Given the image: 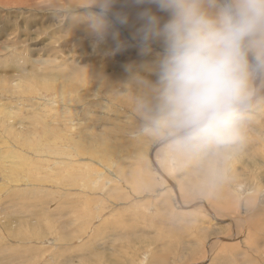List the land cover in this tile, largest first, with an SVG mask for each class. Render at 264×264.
<instances>
[{"label":"rangeland","instance_id":"rangeland-1","mask_svg":"<svg viewBox=\"0 0 264 264\" xmlns=\"http://www.w3.org/2000/svg\"><path fill=\"white\" fill-rule=\"evenodd\" d=\"M33 1L47 7L58 4L55 10L60 18L57 13L48 14L49 9L34 10L37 6L0 5V42L5 40L10 46L16 37L23 40L18 52L0 53V105L16 112L12 137L3 135L0 118V141L6 142L10 158L8 163L0 153V264H264V111L258 108L259 102L251 107L249 99L243 108L237 142L180 144L182 133L157 127L164 103L160 71L166 53L162 39L144 41V21L139 16L152 6L120 0L113 6L114 13L93 6L84 10L80 0L71 5L67 0ZM227 2L204 0L203 9L215 18ZM131 6L134 18H127ZM72 11L82 15L80 20L94 19L104 25L84 36L90 49L89 45L76 47L70 39L80 32L72 26ZM154 14L161 24L168 18L164 13ZM44 40L51 45L46 55L57 56V62L50 57L47 66L56 72L67 64L64 68L72 70L70 75L47 79L46 66L32 65V52L36 61L44 56ZM247 44L258 64L262 51L255 53L251 41ZM99 50L104 51L103 57ZM247 62L248 69H257L249 55ZM124 66L135 68L126 78L121 75ZM18 70L28 73L26 88L33 89L25 96L11 89L12 79L22 77ZM2 76L9 80L4 82ZM104 76L110 78L107 83ZM151 84L155 101L149 100L152 94L144 89ZM116 91L127 92L131 101H118ZM171 135L178 136L167 138ZM146 136L151 140H144ZM10 163L19 168L6 175L4 166ZM38 174L46 179L33 184L30 177ZM162 174L177 191L166 185ZM218 178L231 187L232 196L220 195ZM202 180L207 181L205 186ZM242 252L252 258L250 263Z\"/></svg>","mask_w":264,"mask_h":264},{"label":"clouds","instance_id":"clouds-1","mask_svg":"<svg viewBox=\"0 0 264 264\" xmlns=\"http://www.w3.org/2000/svg\"><path fill=\"white\" fill-rule=\"evenodd\" d=\"M151 8L139 16L143 39L160 38L166 59L157 127L182 133L178 143H232L239 137L248 92L247 42L264 32V0H228L215 18L204 0H136Z\"/></svg>","mask_w":264,"mask_h":264},{"label":"bare ground","instance_id":"bare-ground-1","mask_svg":"<svg viewBox=\"0 0 264 264\" xmlns=\"http://www.w3.org/2000/svg\"><path fill=\"white\" fill-rule=\"evenodd\" d=\"M1 1L2 0H0V5H7V6H11V7H18L19 5H21V6H23V7H25V8H32V7H39L38 9H35L34 8V10H44V9H49L47 12H48V14H51V13H57L56 14V16L58 17V15H60V13H58V12H56V10H55V7L58 5V4H51L50 3V6L51 7H47V4H44V5H42L41 3H38V2H36V1H33V0H6L7 1V3L6 2H3V3H1ZM78 0H75V2H77ZM81 1V2H80ZM78 3H80L81 5V7L84 9V10H86V9H89V8H86V7H95V9L94 10H100V11H106V10H108L109 12H114L115 13V9L113 8V6H115V4H117V3H119V1L120 0H118V1H116V0H92V1H90V0H80ZM126 1V0H125ZM226 1V0H225ZM67 2H68V4H70L71 5V3H74L73 2V0H67ZM89 3V5H86V4H82V3ZM116 2V3H115ZM134 2L136 3V0H134ZM58 3V2H57ZM78 3H77V5H78ZM135 3H133L132 5H133V7H135ZM121 4V3H120ZM74 5H76V4H74ZM206 5V4H205ZM151 6V5H150ZM75 7V6H74ZM151 9H153V10H151L152 12H154V13H159V14H162L161 12H159L154 6H152V7H150ZM130 12H129V14H128V16H125V17H129V18H134L133 17V14L131 13V12H134V9L132 8V6L130 7ZM76 11V10H75ZM32 12V11H31ZM82 13H84V12H82ZM209 16L211 15V12L209 13V12H206ZM35 14V13H34ZM77 13H73V11H72V18H71V21L73 22V24H72V26L75 28L76 27V30L77 29H79L80 30V32H79V34L78 35H75L74 37H70V39H72V43H74V45L76 46V47H78V46H80V45H82V46H87V45H89V44H86L87 42L83 39L84 38V36H87L88 35V32L89 31H92L93 33L96 31V29L97 28H99V29H101L102 28V26H104L103 24H100V23H98L97 21H95L94 19H88V20H90V22L89 23H87V21L88 20H84V18H83V20H80L79 18L82 16H78V15H76ZM32 16V15H31ZM22 17H23V15H22ZM120 17V16H119ZM58 18H60V17H58ZM120 19V18H119ZM34 20V19H33ZM36 21H37V23H38V20L36 19ZM86 21V22H85ZM102 21V20H101ZM138 23H139V20H136ZM35 22V21H34ZM26 23H28V22H26ZM105 23V22H104ZM29 24V23H28ZM87 24V25H86ZM129 24H130V22H129ZM70 25V24H69ZM124 25H126L127 27H130L129 25H127V24H124ZM131 25L132 26H134L135 25V21L133 22V23H131ZM1 26V25H0ZM107 26V25H106ZM33 28V27H32ZM107 28V27H106ZM38 29V28H37ZM115 29V28H114ZM30 30V29H29ZM102 30V29H101ZM22 31V30H21ZM25 31H26V29H25ZM35 31V30H34ZM27 32V31H26ZM92 33V34H93ZM117 33V32H116ZM1 34V33H0ZM33 34V33H32ZM36 34V33H35ZM104 34V33H103ZM21 35H23V34H21ZM31 35V34H30ZM29 35V36H30ZM26 36V35H25ZM24 36V37H25ZM36 35H34V37H35ZM0 37H2V36H0ZM19 37H20V33H19ZM26 37H28V36H26ZM122 37V36H121ZM23 38V37H22ZM31 39V38H30ZM69 39V40H70ZM115 39V38H114ZM122 39V38H121ZM122 40H124V38L122 39ZM249 41H251V47H252V51H256L257 49H258V52H261V54H259L257 51L255 52V53H258V56H259V62H258V64H256V61H257V59L255 58V60H254V58L252 57V54H251V51H250V45L249 46H247V56L249 55L250 57H251V59H252V61L256 64L255 66H256V70H250V69H248V80L249 79H252V81L251 80H249L248 81V92L250 93V95H249V99H252V101H253V104H251V107L252 106H255V104L256 103H258L259 102V106H258V108L259 109H262L263 111H264V102H263V99H262V97L264 98V32H258L257 34H255L253 37H251L250 38V40ZM8 42H9V40H8ZM19 42H23V40L21 39V38H17L16 37V39L14 40V41H12L11 40V42H10V46H8V43L5 41V40H3V41H1L0 42V53H2V52H4V51H6V53H7V51L8 50H13V51H17L18 50V44H19ZM31 42H34L33 40L31 41ZM47 42V41H46ZM46 42H45V40H44V42L41 44V48H44V56H42V58L41 59H39V60H35V58H34V55H33V53L34 52H32L31 54H32V57H31V63H32V65H37L38 63H39V65H40V67H42V68H44L45 66L47 67V73L45 74L46 76L45 77H47V79H53V80H57L58 78V76L60 75V74H63V75H66V74H68V75H70L71 74V69H65L64 68V65L66 66V67H68L67 66V64H62L60 67H57V71L55 72V71H51V69H50V67H48L47 65L49 64V62H52V61H49V58L50 57H52V56H49V55H46V54H48L46 51H47V48H49V47H51V45H45L46 44ZM133 43V42H132ZM32 45V44H31ZM141 45V44H140ZM164 45V44H163ZM139 46V45H138ZM149 46V45H148ZM147 46V47H148ZM28 47V46H27ZM21 48V47H20ZM91 48V46L89 45V48L88 49H90ZM96 48H98V46L96 47ZM22 49V48H21ZM143 49L144 48H142V52H143ZM148 49V48H147ZM149 49H151V48H149ZM158 49H160V48H158ZM261 49V50H260ZM24 50H26V48L24 49ZM103 50H105V49H103ZM152 50V49H151ZM22 51V50H21ZM20 51V52H21ZM100 51V50H99ZM148 51V50H147ZM150 51V50H149ZM148 51V52H149ZM155 51H156V49H155ZM18 52V51H17ZM16 52V53H17ZM56 52L57 51H55V54H56ZM103 52L104 51H100V53H102L101 54V56L100 57H103ZM148 52H147V54H148ZM15 53V54H16ZM23 53V52H22ZM21 53V54H22ZM28 53V52H27ZM43 53V52H42ZM53 53V52H52ZM98 53V52H97ZM136 53V52H135ZM144 53V52H143ZM150 53V52H149ZM156 53V52H155ZM254 53V54H255ZM20 54V55H21ZM141 54V53H140ZM163 54V53H162ZM23 55H24V53H23ZM115 55V54H114ZM157 55H158V53H157ZM156 55V56H157ZM24 56H26V55H24ZM29 56V55H28ZM36 56H38V57H40L39 56V53H37L36 54ZM130 56V55H129ZM163 56V55H162ZM44 57H45V59H44ZM116 56H113V58H115ZM159 57V56H158ZM26 58V57H25ZM56 58H57V56H53L51 59H53V60H55L56 61ZM118 58H120V57H118ZM143 58V57H142ZM146 58H148V57H146ZM165 58V57H164ZM29 59H30V57H29ZM82 59V58H81ZM95 59V58H94ZM105 59H106V61L107 62H110L111 61V59L110 60H108L109 58H107V56H105ZM132 59V58H131ZM134 60H135V57L133 58ZM132 59V60H133ZM137 59V58H136ZM160 59H163V57L162 58H160ZM113 60V59H112ZM131 60V61H132ZM139 60V59H138ZM149 60V59H148ZM155 60V59H154ZM153 60V61H154ZM157 60V59H156ZM97 61V60H96ZM95 61V63H97ZM121 61V60H120ZM129 61H130V59H129ZM16 62H18V61H16ZM21 62V61H20ZM57 62V61H56ZM61 61H59V63H60ZM113 62V61H112ZM116 63V65H118V64H120V62L119 61H115ZM122 62V61H121ZM19 63V62H18ZM26 62L25 61H23L22 63H20L19 64V66H21V65H24ZM118 63V64H117ZM143 63H144V61H143ZM3 64V63H2ZM127 64L129 65L130 64V62H127ZM138 64V63H137ZM141 64H142V62H141ZM54 65V64H53ZM134 65V64H133ZM132 65V66H133ZM139 65V64H138ZM137 65V66H138ZM19 66H17V68L19 67ZM16 67V66H15ZM14 67V68H15ZM125 67V66H124ZM131 67V66H130ZM130 67H128V68H130ZM12 68H13V66H12ZM13 68V69H14ZM20 68V67H19ZM23 68V67H22ZM111 68V67H110ZM126 68V70L125 71H122L123 73H121V75H124L125 76V74H127L128 72H131L132 70H133V72H134V70H135V68H132V69H127V67H125ZM96 69V68H95ZM99 69H103V67L102 68H99ZM98 68H97V70H99ZM158 69V68H157ZM114 70H115V68H114ZM117 70V69H116ZM122 70V69H121ZM143 70V69H142ZM14 71V70H13ZM16 71V70H15ZM18 71H20V70H18ZM22 71H25V70H22ZM22 71H20L19 73L21 74V72ZM30 71V70H29ZM148 71H149V69H148ZM159 71V70H158ZM31 72V71H30ZM96 72V71H95ZM103 72V70H101V73ZM115 72H119V71H115ZM157 72V71H156ZM13 73V72H12ZM27 73V72H26ZM119 73V74H120ZM148 73V72H147ZM159 72H157L156 74H158ZM160 73H162V66H161V71H160ZM28 74V73H27ZM27 74H25L24 72H22V77H23V79H22V77H19V78H13L12 79V81L10 82V85H11V89H12V91H15V92H19V94H22L23 96H25L27 93H26V91L28 90V89H30L31 90V92H33L32 90V88L30 87V88H26V86L28 87V85H26L25 83H26V79H28V77H27ZM129 74H131V73H129ZM150 74L151 75H153V74H155L154 72H150ZM4 75H5V73H4ZM12 75V74H11ZM36 76V75H35ZM41 76H42V74H41ZM147 76H150L149 75V73H148V75ZM25 77H27V78H25ZM71 78V76H65V78ZM134 77H135V75L133 76V77H129L128 78V80L130 81V79H134ZM2 79L1 80H3L4 82L5 81H8L9 79H8V76L5 78L4 76H2L1 77ZM125 78H126V76H125ZM136 78V77H135ZM104 80L106 81V82H104V83H107L109 80H110V78L109 77H105L104 76ZM143 80V79H142ZM36 81V80H35ZM146 81V80H145ZM145 81H143V82H145ZM2 83V82H1ZM132 83V82H131ZM134 83H137V82H134ZM142 83V82H141ZM141 83H138V85L139 84H141ZM149 84L151 83V82H148ZM111 84V83H110ZM125 84V83H124ZM143 84V83H142ZM142 84H141V86H142ZM145 85V84H144ZM250 85H251V87H250ZM253 85V86H252ZM107 86V85H106ZM117 88H118V85H115ZM141 86H138V87H136L137 89H139ZM152 86V84L150 85V86H147V88H144L147 92L146 93H148V94H152L151 96V98L149 99V100H151L152 98L154 99V101H155V98H154V93L152 92L151 93V87ZM115 87V88H116ZM124 87V86H123ZM134 87V86H133ZM143 87V86H142ZM141 87V88H142ZM6 88V87H5ZM55 88H57V86H55ZM251 88V89H250ZM66 89V88H65ZM116 90H118V89H116ZM120 90V89H119ZM140 90V89H139ZM151 90V91H150ZM121 91V90H120ZM118 92V91H116L115 92V98L118 100V101H120V100H122V103H125V104H127V103H129V101H131L130 100V98H132V97H129V95H127V92L125 93V95H122L123 93L122 92ZM154 91V90H153ZM136 92H138V91H136ZM129 94V93H128ZM142 94V93H141ZM21 96V95H20ZM60 96V95H59ZM150 96V95H149ZM258 97H261V98H258ZM144 98V97H143ZM120 99V100H119ZM248 99V100H249ZM47 100H50V99H47ZM148 100V99H147ZM261 100V101H260ZM117 101V102H118ZM153 101V102H154ZM8 102V101H7ZM36 102V101H35ZM39 102V101H38ZM44 102V101H43ZM152 102V101H151ZM149 103V102H148ZM15 104V103H14ZM147 104V103H146ZM249 103L247 102L246 103V105L243 107V108H246L247 107V105H248ZM116 105V104H115ZM118 105V104H117ZM145 105V104H144ZM143 105V106H144ZM122 106V105H121ZM125 106V105H124ZM120 107V106H119ZM127 107V106H126ZM122 108V107H121ZM142 108V107H141ZM257 108V107H256ZM14 108H12L11 109V113L9 112V110H7V106L6 105H0V118L2 119V125H1V127H2V129H3V131H4V133L5 134H3L4 136H5V138H8V137H12V128L14 127L13 125H14V121L15 120H13V115H15L16 116V112H15V109H14V114H13V110ZM41 109V108H40ZM77 109V108H76ZM127 109V108H126ZM125 109V110H126ZM39 110V109H38ZM243 110V109H242ZM261 110V111H262ZM256 112L258 111V110H255ZM260 111V112H261ZM75 112V111H74ZM76 114V113H75ZM137 114H139V113H137ZM256 114V113H255ZM68 115V114H67ZM256 115H259V114H256ZM66 116V115H65ZM78 116V115H77ZM75 117V116H74ZM81 118H82V116H80ZM79 118V117H78ZM97 118V117H96ZM95 118V119H96ZM258 118H261V115H259L258 116ZM68 119V118H67ZM83 119V118H82ZM8 120H10V123H8L7 121ZM12 120V121H11ZM81 121V120H80ZM16 122V121H15ZM243 123V122H242ZM82 124V123H81ZM90 124V123H89ZM83 126V125H82ZM242 126V125H241ZM79 127V126H78ZM78 127H77V130H78ZM92 127H94V126H92ZM74 128H75V126H74ZM87 128V127H86ZM91 129V128H90ZM94 129V128H93ZM92 129V130H93ZM241 129V128H240ZM17 131V130H16ZM80 131V130H79ZM84 131H85V129H84ZM91 131V130H90ZM241 131V130H240ZM15 132V131H14ZM20 132V131H19ZM71 132H72V129H71ZM18 133V132H17ZM77 133V132H76ZM81 133V132H80ZM95 133V132H94ZM41 134V133H40ZM83 134V133H82ZM87 134H89V133H87ZM86 134V135H87ZM116 134H118V133H116ZM179 135V134H178ZM178 135H176V136H178ZM15 136H16V134H15ZM76 136V135H75ZM175 135L173 136V135H171V136H169V137H167V138H172V137H176ZM14 137V136H13ZM79 137V136H78ZM72 138V137H71ZM148 137L146 136V138L144 139V140H146ZM73 139V138H72ZM149 139V138H148ZM147 139V140H148ZM177 139V138H176ZM262 139V138H261ZM149 140H151V139H149ZM237 140L238 139H236L235 140V142H237ZM240 140L242 141V139L240 138ZM257 141V140H256ZM140 142V141H139ZM258 142V141H257ZM243 143L244 144H246L244 141H243ZM140 144V143H139ZM138 144V145H139ZM142 144V143H141ZM145 144V143H144ZM248 144V143H247ZM247 144H246V146H247ZM250 144V143H249ZM0 145H1V149H0V153H3L5 156H6V161L8 162V160H10V158H9V156L7 155V151L9 150V148H7L6 147V142L5 141H0ZM134 145V144H133ZM153 145V144H152ZM260 145V144H259ZM140 146H142V145H140ZM147 146V145H146ZM144 147V146H143ZM142 147V148H143ZM149 147V146H148ZM135 148H136V146H135ZM134 148V149H135ZM247 148V147H246ZM139 149V148H138ZM141 149V148H140ZM249 149H251V148H249ZM153 150V149H152ZM93 151H95V150H93ZM101 152L103 151V150H100ZM99 151V152H100ZM136 151H137V149H136ZM10 152H12L11 150H10ZM107 151H105V153H106ZM142 152V151H141ZM150 152V151H149ZM257 152V151H256ZM92 153V152H91ZM203 153V152H202ZM260 153V152H259ZM18 154L19 153H17V155L16 156H18ZM97 154V153H96ZM198 154V153H197ZM16 156H13L12 158L13 159H15V157ZM11 157V156H10ZM24 159V158H23ZM22 161V160H21ZM81 161V160H80ZM195 161V160H194ZM27 162V161H26ZM9 163V162H8ZM15 163V162H14ZM21 163V162H20ZM23 163V162H22ZM38 163V162H37ZM217 163V162H216ZM16 164H18V163H16ZM191 164V163H190ZM209 164V163H208ZM230 164V163H229ZM20 165V164H19ZM136 165V164H135ZM138 165V164H137ZM195 165V164H194ZM202 165V164H201ZM204 165V164H203ZM22 166V165H21ZM34 166H36V165H34ZM16 167H18L19 168V166L18 165H15V164H7V165H5L4 166V170L6 171V175H10L11 173L12 174H14V173H16V171H18V170H16ZM141 167V166H140ZM191 167V166H190ZM203 167V166H202ZM17 168V169H18ZM26 168V167H25ZM36 168H37V166H36ZM35 168V169H36ZM98 168V167H97ZM138 168V167H137ZM96 169V168H95ZM212 169L214 170L215 169V164H214V166H212ZM31 170V169H30ZM209 170V169H208ZM142 171V170H141ZM152 171L153 170H151L150 169V171H148V174H150V173H152ZM203 172H204V170H203ZM210 172V171H209ZM213 172H215V171H213ZM135 173V172H134ZM160 173V172H159ZM212 173V172H211ZM29 173H27V175H28ZM148 174H146V175H148ZM200 174H203V177H204V173H201L200 172ZM207 174L211 177L212 175H210L208 172H207ZM39 175V174H38ZM140 175V174H139ZM153 175V174H152ZM164 174H162L161 176H163ZM193 175V174H192ZM30 176V175H29ZM136 176V175H135ZM144 176H145V174H144ZM12 177V176H11ZM14 177V176H13ZM25 177V176H24ZM137 177V176H136ZM216 177H219V176H216ZM7 178V177H6ZM164 180H165V183H166V185L168 184L169 186L171 185L172 187H174V185H172L171 184V181H169V179L170 178H168V176H166V174L162 177ZM199 178V177H198ZM10 179V178H9ZM22 179V178H21ZM46 179V176H37V177H35V178H33V177H30V180H31V182L33 181V184H34V182L36 183V182H41L42 183V181H44ZM68 179V178H67ZM90 179V178H89ZM123 179V178H122ZM126 179V178H125ZM17 182H19L18 181V179H15ZM14 180V182H16ZM195 180V179H194ZM193 180V181H194ZM200 180V179H199ZM218 180H219V183L221 184L220 185V188L222 187V189H218V190H221V192H220V195H223V194H228L229 196H232L233 195V192L231 191L232 189H228V186L225 184V182H223L222 180H221V178H218ZM26 181H28V180H26ZM113 181V180H112ZM135 181H136V179H135ZM212 181H214V179L212 180ZM13 182V183H14ZM20 182H23L22 180L20 181ZM76 182V181H75ZM114 182V181H113ZM137 182V181H136ZM196 182H197V179H196ZM202 182H203V186H205L206 184L205 183H207V181H205V180H202ZM11 183V182H10ZM30 183V182H29ZM199 183H201V182H199ZM38 184V183H37ZM114 184H116V183H114ZM141 184V183H140ZM150 184H153V182H150ZM14 185H15V187L17 186L15 183H14ZM142 185V184H141ZM199 185H201V184H199ZM40 186V185H39ZM121 186V185H120ZM138 186V185H137ZM170 186V187H171ZM196 186V185H195ZM211 186V185H210ZM234 186V185H233ZM7 186H4V188H3V190L6 188ZM18 187V186H17ZM116 187V186H115ZM169 187V188H170ZM199 187V186H198ZM197 187V189H199ZM201 187V186H200ZM219 187V186H218ZM20 188V187H19ZM18 188V189H19ZM24 188H26V187H24ZM143 188V187H142ZM175 188V190L177 191L178 189L176 188V187H174ZM203 188V187H202ZM204 188H206V187H204ZM133 189H135V192L137 193V189L136 188H133ZM140 189V188H139ZM196 189V190H197ZM21 190V189H20ZM23 190V189H22ZM21 190V191H22ZM60 190V189H59ZM108 190V189H107ZM137 190V191H136ZM205 190V189H204ZM17 191V190H16ZM20 191V192H21ZM24 191H26V189L24 190ZM61 191V190H60ZM212 190H210V192H211ZM12 192V191H11ZM15 192V191H14ZM28 192V191H27ZM58 192V191H57ZM65 192V191H64ZM63 192V193H64ZM218 193V192H217ZM216 193V194H217ZM83 194V193H82ZM117 194V193H116ZM17 195H18V193H17ZM118 195V194H117ZM164 195V194H163ZM184 196V195H183ZM217 196V195H216ZM21 197V196H20ZM73 198V197H72ZM218 198V197H217ZM60 199V198H59ZM99 199H100V197H99ZM139 199V198H138ZM179 199H180V196H179ZM181 200V199H180ZM218 200V199H217ZM2 201H4V200H2ZM139 201V200H138ZM141 201V200H140ZM211 201H213L212 199H211ZM145 202V201H144ZM150 202V201H149ZM184 202H185V200H184ZM216 202V201H215ZM128 203V202H127ZM143 203V202H142ZM217 203V202H216ZM189 205V204H188ZM183 208H184V206H183ZM209 208V207H208ZM107 210V209H106ZM190 210V209H189ZM197 210V209H196ZM186 211V210H185ZM184 213H186V212H184ZM188 213H189V211H188ZM156 214V213H155ZM158 214V213H157ZM190 214V213H189ZM188 214V215H189ZM209 215V214H208ZM191 216V215H190ZM195 216H196V214H195ZM192 217V216H191ZM211 217V216H210ZM129 219V218H128ZM160 220V219H159ZM197 220V219H196ZM131 221V220H130ZM134 222V221H133ZM127 223H129V222H127ZM238 226H240L239 225V223L238 222H235ZM129 225V224H128ZM129 226H131V224L129 225ZM129 226H127V227H129ZM133 226V225H132ZM135 227V226H134ZM128 229V228H127ZM135 231H136V229H134ZM132 231V233H134L133 232V230H131ZM131 231H130V233H131ZM130 233H129V235H130ZM128 234V233H127ZM179 234V233H178ZM222 238V237H221ZM223 239V238H222ZM225 239V238H224ZM116 240V239H115ZM223 241V240H222ZM113 243V242H112ZM248 244H250V242L248 243ZM252 244V243H251ZM73 246V245H72ZM113 246V245H112ZM213 246L214 245H210L209 246V248H213ZM253 247V245H250V247ZM182 248V247H181ZM230 248V247H229ZM189 249V248H188ZM231 249V248H230ZM207 251L210 253V250L207 248ZM246 251V250H245ZM250 251V250H249ZM106 252V251H105ZM247 252V251H246ZM243 254H245V256H247V261H248V263H250L251 262V257L249 256V255H247L245 252H242ZM190 254V253H189ZM208 254V253H207ZM206 254V255H207ZM250 255H253L252 253H250ZM221 256V255H220ZM253 256H256V255H253ZM98 258V257H97ZM203 258H205V256L203 257ZM209 258V257H208ZM196 263H201V262H197L196 261ZM229 263V262H228ZM191 264V263H190Z\"/></svg>","mask_w":264,"mask_h":264}]
</instances>
